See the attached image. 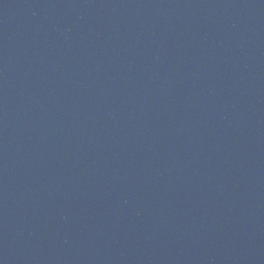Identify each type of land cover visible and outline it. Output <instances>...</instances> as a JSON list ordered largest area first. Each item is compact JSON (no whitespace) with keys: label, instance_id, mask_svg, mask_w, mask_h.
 <instances>
[{"label":"water","instance_id":"water-1","mask_svg":"<svg viewBox=\"0 0 264 264\" xmlns=\"http://www.w3.org/2000/svg\"><path fill=\"white\" fill-rule=\"evenodd\" d=\"M130 0H0V264H100Z\"/></svg>","mask_w":264,"mask_h":264}]
</instances>
